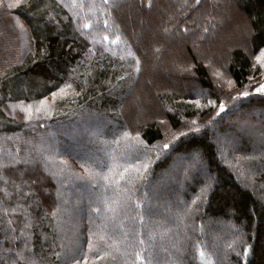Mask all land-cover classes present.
<instances>
[{"label":"trees","instance_id":"obj_1","mask_svg":"<svg viewBox=\"0 0 264 264\" xmlns=\"http://www.w3.org/2000/svg\"><path fill=\"white\" fill-rule=\"evenodd\" d=\"M228 4L235 5L238 15H246L249 23L247 31L238 33V41L251 46L247 47L249 51L243 45L223 51L228 60L222 64L228 66L235 81L231 90L236 93L254 75L251 55L264 48V0H26L17 7L0 0V264H84L86 258L87 264L102 262L91 261L107 250L104 244L89 247L93 240L91 224L85 228L82 256L76 260L73 255L67 257L65 247L75 231L64 234L65 226L59 220L72 217L60 212V183L54 174L44 172L48 169L44 150L38 155L30 145H40L42 136L58 125H74L84 112L106 111L113 121L122 118L126 100L122 89L135 85L144 56L159 62L167 49L171 54L175 42L192 58L185 77L211 93L217 92L209 70L212 64L217 65L211 49L215 41L224 39L219 33L222 17L218 12L229 8ZM16 15L31 29L32 49L28 52H24L14 25ZM134 25H141L140 34ZM154 36L163 41L157 40L151 50L146 40ZM196 36L207 47L204 56H196L190 49L192 44H200ZM228 40L235 39L230 35ZM219 58L223 60V55ZM179 71L176 69V75ZM62 87L67 94L55 99L52 115L36 108ZM193 94L181 88L161 91L160 98L176 110L165 112L173 129L181 127L183 116L198 114L194 104L176 101ZM233 101L235 105H231ZM15 104L21 108H12ZM241 107L248 112L264 110V93L238 96L225 108L232 112ZM226 111L210 116L205 125L201 124L202 129L180 136L167 150L169 153L152 157L144 175L121 179L108 171L100 181L104 203L92 204L84 221L89 224L91 219H98L95 216L120 221L117 233L111 228H106V233L101 228L95 230L111 242V247L116 245L121 252L129 250L130 255L122 257L125 264H264V131L257 128V142H248V150L245 145L230 147L227 137L225 152L220 151L213 142L218 132L213 123ZM127 126L130 134L142 137L143 144L155 145L164 139L156 119ZM121 145L126 148L124 142ZM188 151L201 153L208 181L196 179L189 185V170L184 168L176 177L174 201L162 203L167 212L149 208L155 197L156 170H165L173 153ZM68 155L84 165L73 154ZM129 156L134 158L133 153ZM129 221L130 232H123ZM122 233L131 238L128 247L118 246L114 239L118 234L124 236ZM177 246L184 252H172ZM113 262L122 264L120 260Z\"/></svg>","mask_w":264,"mask_h":264},{"label":"rangeland","instance_id":"obj_2","mask_svg":"<svg viewBox=\"0 0 264 264\" xmlns=\"http://www.w3.org/2000/svg\"><path fill=\"white\" fill-rule=\"evenodd\" d=\"M6 1L10 2L13 5L12 7H17V5L24 3L26 0ZM174 7L175 6H173L172 9ZM228 7L229 8L226 7L225 10L218 12L222 17L219 19L221 22L219 33L221 38L224 37V39L222 41H220L221 39L218 40L219 42L215 41L213 45L211 44L214 46L211 50L217 65H215V63L212 65L210 64L211 69L209 70L215 79L217 92L211 93L204 87H200L199 84L191 81L190 77H185L187 68L192 65V58L188 50L175 42L174 45H171V54H168L167 49L159 62L144 56L142 70L136 77L135 85H132L130 89L127 87L122 89L126 90L127 88L126 91L124 90L126 100L124 108L122 109V118L113 121L106 115V111H100L101 113L84 112L79 119H75L76 121L74 120L76 122L74 125L70 127H65L64 124L58 125L55 129L42 136L40 145H30L31 150L38 155L43 154L42 150H44V158H46L44 160L48 161V169L46 171L43 168L44 172L49 176L54 174L60 183L58 193V201L61 205L59 207L60 212L72 217L68 220H59L60 224L65 226L64 234L66 232L70 233V229L75 231L74 234L70 233L72 235L69 236L68 246L65 247L67 257L73 255L76 260L82 256V251L86 245L84 243L86 239L85 228L87 225L91 224L90 233H92L93 240H90L89 247L94 249L95 244L96 246L104 244L107 249L106 254L94 256V260L91 261H102L99 262L100 264H115V262H111L120 260L122 264H125L123 258L130 255L129 250L121 252V248L118 249L116 245L111 247V242L108 241L104 235L100 236L101 233L95 230L101 228V231L102 229L111 228L110 231L112 230V232L117 233V228H121L118 227L121 224L120 221L117 220L114 222V220L112 221L108 216H95L98 219H91L89 224L84 221L86 213L89 211L92 204L104 203V200L101 199L102 196H104V187L103 184L100 187L99 183L106 178L108 171L118 176L138 178L147 171L152 157L160 158L164 152H167V150L171 148L172 143L178 140L180 136L199 129L201 124L205 125L208 122L207 119L211 118L210 116H216L226 111L227 109L225 107L231 99L235 100L238 96L246 97L247 94L259 95L264 93V89H262V86H264V48L251 55L254 68H256L254 70V75H251L249 83L241 89H236V91H238L236 93L234 90H231V87H235V81L228 70L227 64H222V61L228 60L227 55L223 52L224 48H240L241 45H243L245 46L244 48L249 51L248 48H251V46L248 47L246 42H242L241 44V41H238L240 38L238 33L244 30L247 31L249 28L246 15L243 13L238 15V8L235 7V5L231 6L228 4ZM14 25L18 28L21 46L24 52L30 51L32 49V39L29 24L21 16L16 15ZM152 25H150V28H152ZM133 27L136 32L140 34L139 30L141 25H139V27L134 25ZM156 28L157 26L155 25V30ZM149 32L152 33L153 36L154 32L148 29V33ZM227 32H229V35ZM230 35H232L233 40L235 39L234 41L228 40ZM196 37L199 39L198 41L200 44H192L190 49L193 50L196 56L201 54L204 56V51H207V47L206 45V48L204 47L202 38ZM162 39L163 38L154 36L151 40L150 38L146 40V43L148 46H152V50L155 48V42L157 40L161 41ZM150 41H152L151 44ZM164 41L168 46L171 44L167 42V40ZM220 55H223V60L219 58ZM175 60L177 63H175ZM176 69H178V71L180 70L178 73L179 75H176ZM167 87L174 90L181 88L185 90V92L194 93L190 98L180 97L177 98L176 101H181L188 105L192 103L199 109L197 112L198 114L196 113L197 115L194 117L183 116L182 125L178 129H173L165 116L166 111L174 112L176 110L173 109L174 107L171 106L172 104L170 102H166L162 97L160 98L161 91ZM194 88L196 89L195 91L193 90ZM222 90L227 92V94ZM54 93L56 95H54ZM66 94L67 90L65 87L57 89L49 94L48 97L41 100V102L37 103L38 105L36 108L43 109L45 114L52 115L54 113L55 99ZM235 104L236 101H233L231 105ZM12 108L21 107L19 104H15ZM206 110L208 111L206 112ZM147 118L158 120L164 132V139L160 142H156L157 144L155 145L143 144L140 135L136 133L132 135L129 133V126L127 125L142 122L143 119ZM220 118L221 119H217L213 123L214 130H218L213 137L216 140L213 142H215L216 147L220 148L222 152H225L223 144H227L225 138L228 137L227 140H230V147L245 145V149L248 150V142H251V144L257 142L255 138V131L257 128L260 127V129L264 131L263 109L249 110L248 112L242 107L240 109L235 108L232 112L228 111L225 116L222 115ZM220 129L222 130L220 131ZM61 138L65 139L67 142H63ZM19 140L20 139H18V141ZM122 142H124L126 148L121 147ZM141 144L146 146H142ZM258 144L262 145V142L258 141ZM165 145H168V147L165 148ZM253 150L254 147L252 148V151ZM69 153L73 154V156L78 161L83 162L84 165H80L78 162L71 160L68 155ZM132 153L134 154L133 159L129 156ZM170 159L171 162L165 170H159L158 168L155 172V176L153 175V183H155H152V193L155 194V197L151 202V204H153L152 207L149 204V208H157L162 211L163 214L167 211L164 206L165 204L163 205L162 203L167 199L174 201L176 177L180 175L182 169L187 168L189 170V185H191L192 180L196 179H201L202 182L204 179L208 181L207 176H209V173L207 174L205 169V161L199 152L188 151L184 154L173 153ZM125 169L128 171L125 172ZM210 169L212 170V168ZM182 192L185 193L186 189H183ZM90 195L94 197L89 198ZM110 214L112 215V213ZM126 220L127 217L123 219V222ZM130 224V221L127 222V230L123 229V232H130L128 228ZM106 230L104 231L105 233ZM161 236L164 235L161 234ZM161 236L159 239L162 238ZM121 238L124 241H120ZM95 239L99 241L94 243ZM114 239H117L118 246L120 244L122 247H128L127 245L131 241V238L126 234H124V236L118 234ZM134 239L133 237V240ZM183 249L180 250L177 246L172 249V252L181 253L184 252ZM161 253L165 256V249H162ZM218 253L219 251H217L216 255ZM226 261H229L228 257H226Z\"/></svg>","mask_w":264,"mask_h":264},{"label":"snow or ice","instance_id":"obj_3","mask_svg":"<svg viewBox=\"0 0 264 264\" xmlns=\"http://www.w3.org/2000/svg\"><path fill=\"white\" fill-rule=\"evenodd\" d=\"M262 89H264V86H262ZM61 91H63V90H61ZM54 95H56L55 93H54ZM165 148H167L168 147V145H165L164 146ZM128 170L127 169H125V172H127ZM124 177L123 176H121V179H123ZM84 264H87V260L85 259V261H84Z\"/></svg>","mask_w":264,"mask_h":264}]
</instances>
